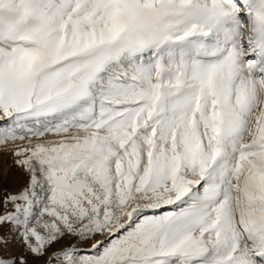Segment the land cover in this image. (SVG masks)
Segmentation results:
<instances>
[{
  "label": "snow or ice",
  "instance_id": "obj_1",
  "mask_svg": "<svg viewBox=\"0 0 264 264\" xmlns=\"http://www.w3.org/2000/svg\"><path fill=\"white\" fill-rule=\"evenodd\" d=\"M0 264H264V0H0Z\"/></svg>",
  "mask_w": 264,
  "mask_h": 264
},
{
  "label": "rangeland",
  "instance_id": "obj_2",
  "mask_svg": "<svg viewBox=\"0 0 264 264\" xmlns=\"http://www.w3.org/2000/svg\"><path fill=\"white\" fill-rule=\"evenodd\" d=\"M10 170V166L5 165V174H7V172Z\"/></svg>",
  "mask_w": 264,
  "mask_h": 264
}]
</instances>
